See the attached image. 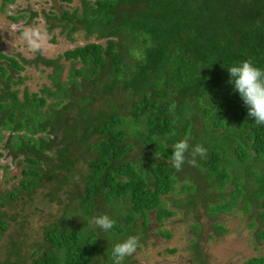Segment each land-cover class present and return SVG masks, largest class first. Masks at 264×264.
I'll return each instance as SVG.
<instances>
[{"label": "trees", "instance_id": "trees-1", "mask_svg": "<svg viewBox=\"0 0 264 264\" xmlns=\"http://www.w3.org/2000/svg\"><path fill=\"white\" fill-rule=\"evenodd\" d=\"M44 18L48 32L60 23L67 38L81 31L85 43L55 59L37 56L35 63L49 69V87L31 94L23 88L20 98L9 83L19 84L11 78L23 67L0 53V142L7 132L3 147L12 161L22 154L25 162L17 187L0 195V207L43 177L58 179L53 169L58 189L73 187L30 264H112L116 243L129 236L143 241L147 213L158 222L173 215L161 197L185 194L190 208L203 188L212 189L203 194L209 216L238 203L245 212L257 209L256 238L264 242V125L248 116L227 71L248 59L264 71V0H78V8ZM60 60L68 65L63 79ZM119 94L123 102L114 101ZM95 101L107 107L92 110ZM185 138L190 149L182 168L189 170L183 173L196 186H177L185 176L171 163L173 145ZM197 144L207 151L193 166L188 161ZM76 150L85 162L80 187L66 172ZM49 152L52 169L39 159ZM101 215L116 221L111 230L90 223Z\"/></svg>", "mask_w": 264, "mask_h": 264}, {"label": "rangeland", "instance_id": "rangeland-1", "mask_svg": "<svg viewBox=\"0 0 264 264\" xmlns=\"http://www.w3.org/2000/svg\"><path fill=\"white\" fill-rule=\"evenodd\" d=\"M75 8H78V0L68 2L65 0H7L4 4L0 0V53L5 57H13L23 67L22 71L13 74L11 78L16 81V77H19L21 79L19 84L9 83L11 89L19 91V98L23 88L31 94L37 93L43 86L49 87L46 77L49 69L35 63L37 56L43 59H55L63 52L85 43L81 31L67 38L65 30L60 28V23H55V26L49 32L47 31L48 23L44 15L57 16L63 11L70 12ZM30 26L39 27L47 33V42L38 52L30 51L21 38L24 28ZM88 41L95 42L93 38ZM59 63L63 66L61 74L63 79L68 65L64 60H60ZM121 96V94L117 95L114 101L123 102ZM46 103H49L48 99ZM98 107L106 108L107 103L95 101L92 110ZM193 124L196 131H199V121L195 120ZM6 134L7 132L1 133L2 141ZM2 141L0 142V195L17 187L22 179L21 170L25 165L22 154H16L15 160L12 161L13 152L3 147ZM138 151L136 147L134 153ZM80 152L81 150L71 152V158L76 162L69 171H66L70 176V182L79 187L80 178L85 172V162L77 157V153ZM47 155L39 159L48 164V169H52L55 161L54 152H49ZM40 167L43 170L47 169L44 164H40ZM186 170L189 169L179 170L180 175H184L183 172ZM52 172L58 178L55 180H59L56 170L53 169ZM184 176V181L178 180L177 186L183 183H194L196 186L195 179L189 175ZM55 180L43 177L37 188L31 192L22 191L15 199L5 201L0 207V221L5 225V230L0 232V264L5 262L30 264L29 255L37 248V245H42L43 229L49 224H58L63 206L66 205V201H71V197L66 200V192L72 191L73 187L70 185L71 188L63 186L58 189L59 185ZM201 191L203 192H199L202 194L196 195L190 208L184 206L185 194L170 193L161 197V206L167 211H172L173 215L158 222L154 212L147 213L146 230L141 233L144 239L139 241L137 251L132 256L126 257L123 263L246 264L249 258H264V242H259L256 238V233L260 229L257 209L250 207V210L245 212L240 209L241 205L238 203L227 213L209 216L205 212L209 202L203 198V194L212 189L203 188ZM140 220L141 218L136 220L137 225ZM161 232L166 233L168 237L160 235Z\"/></svg>", "mask_w": 264, "mask_h": 264}, {"label": "clouds", "instance_id": "clouds-1", "mask_svg": "<svg viewBox=\"0 0 264 264\" xmlns=\"http://www.w3.org/2000/svg\"><path fill=\"white\" fill-rule=\"evenodd\" d=\"M21 38L26 42L30 51L38 52L45 46L48 37L47 33L39 27L30 26L24 28ZM227 71L231 77L230 83L233 85L234 91L239 94L244 105L248 108V116L254 119L255 124L264 125V71L254 66L252 59L242 61ZM189 149L188 138L173 145L170 157L176 170L182 169ZM206 151L202 145L192 146V159L188 163L195 166V157H204ZM90 223L107 232L114 227L116 221L108 215H101L92 218ZM138 245L139 241L136 236H129L126 240L116 243L111 252L112 264H123L126 257L132 256L137 251Z\"/></svg>", "mask_w": 264, "mask_h": 264}]
</instances>
